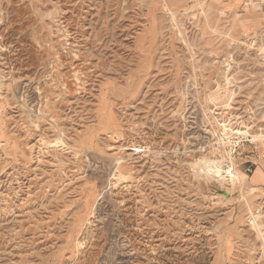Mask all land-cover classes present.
<instances>
[{
	"label": "rangeland",
	"instance_id": "1",
	"mask_svg": "<svg viewBox=\"0 0 264 264\" xmlns=\"http://www.w3.org/2000/svg\"><path fill=\"white\" fill-rule=\"evenodd\" d=\"M257 135L264 0H0V264H264Z\"/></svg>",
	"mask_w": 264,
	"mask_h": 264
},
{
	"label": "bare ground",
	"instance_id": "2",
	"mask_svg": "<svg viewBox=\"0 0 264 264\" xmlns=\"http://www.w3.org/2000/svg\"><path fill=\"white\" fill-rule=\"evenodd\" d=\"M254 137L259 142L260 146L264 150V136L263 135H260V136L257 135ZM224 163L225 162H223V160L218 161V160H211L208 158H204L199 162V164L197 166L195 165V170L196 171H199V170L203 171L205 174V177L207 179H217L218 181H221L219 176H220V174H224L229 179V182H231L232 184H236L237 181H239L241 186L244 185L245 184L244 181L241 179H238L235 175V164H234V162L231 160L230 164L227 166L228 168L225 171H223V166H224L223 164Z\"/></svg>",
	"mask_w": 264,
	"mask_h": 264
}]
</instances>
